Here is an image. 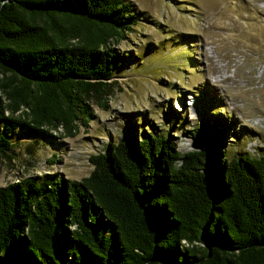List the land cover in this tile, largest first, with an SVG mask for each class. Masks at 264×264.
I'll use <instances>...</instances> for the list:
<instances>
[{
    "label": "trees",
    "instance_id": "obj_1",
    "mask_svg": "<svg viewBox=\"0 0 264 264\" xmlns=\"http://www.w3.org/2000/svg\"><path fill=\"white\" fill-rule=\"evenodd\" d=\"M138 17L126 0H0V153L19 125L87 123ZM88 160L78 180L0 187V264H264V153L229 159L216 137L181 152L133 127Z\"/></svg>",
    "mask_w": 264,
    "mask_h": 264
},
{
    "label": "rangeland",
    "instance_id": "obj_2",
    "mask_svg": "<svg viewBox=\"0 0 264 264\" xmlns=\"http://www.w3.org/2000/svg\"><path fill=\"white\" fill-rule=\"evenodd\" d=\"M126 1L139 20L110 44L123 65L107 94H90L93 117L77 119L73 136L14 128L0 153V187L81 179L92 170L88 157L133 127L172 137L181 152L216 137L229 159L264 153V0Z\"/></svg>",
    "mask_w": 264,
    "mask_h": 264
},
{
    "label": "bare ground",
    "instance_id": "obj_3",
    "mask_svg": "<svg viewBox=\"0 0 264 264\" xmlns=\"http://www.w3.org/2000/svg\"><path fill=\"white\" fill-rule=\"evenodd\" d=\"M195 115H197L196 113H194Z\"/></svg>",
    "mask_w": 264,
    "mask_h": 264
}]
</instances>
